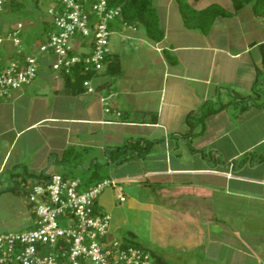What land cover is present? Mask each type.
<instances>
[{
  "label": "crops",
  "instance_id": "1",
  "mask_svg": "<svg viewBox=\"0 0 264 264\" xmlns=\"http://www.w3.org/2000/svg\"><path fill=\"white\" fill-rule=\"evenodd\" d=\"M152 6L163 39L112 20L93 91L76 88L42 53L34 81L0 99V229L9 222L2 213L22 201L20 183L75 178L67 171L79 169L90 176L75 178L79 190L117 181L95 201L111 216L109 237L120 240L128 213L149 215L144 249L158 264L175 256L178 264H264V18L241 8L203 34L183 25L176 0ZM44 32L27 43L28 54ZM72 44L75 53L90 50L89 38ZM24 55L0 52V60ZM101 98L121 115L104 112ZM23 200L25 210L31 203Z\"/></svg>",
  "mask_w": 264,
  "mask_h": 264
},
{
  "label": "built area",
  "instance_id": "2",
  "mask_svg": "<svg viewBox=\"0 0 264 264\" xmlns=\"http://www.w3.org/2000/svg\"><path fill=\"white\" fill-rule=\"evenodd\" d=\"M47 1L50 4L46 15L52 30L36 53L26 54L20 60H0V99L34 81L38 54L52 55L51 68L60 75L70 74L79 64L86 72L95 73L103 68L109 53V23L120 16V6L110 7L106 0L87 5L81 0ZM4 3L5 0H0V10ZM77 37L90 39L86 54L73 51L72 41ZM5 40L19 45V28L8 30L6 35L0 32V46ZM82 84L86 91L94 90L91 77ZM101 102L104 112L121 115L111 109L105 98ZM116 183L110 177L79 190L78 179L58 173L33 181L27 190V200L34 205L35 226L0 233V264H156L148 251L124 245L108 235L111 216L97 209L95 201L106 187Z\"/></svg>",
  "mask_w": 264,
  "mask_h": 264
},
{
  "label": "rangeland",
  "instance_id": "3",
  "mask_svg": "<svg viewBox=\"0 0 264 264\" xmlns=\"http://www.w3.org/2000/svg\"><path fill=\"white\" fill-rule=\"evenodd\" d=\"M18 1L22 2L19 8L13 9L11 7L10 1L5 0V3L2 9L0 10V32L6 35L8 30L13 28H19V38L21 40L20 44L17 46H15L10 40H5V42L1 45L0 52L2 54L13 53L14 57L17 56V58L19 57V55L28 54V49L30 48V46H28L27 43L29 41L31 42L32 41L31 39H34L33 41H36V36L40 35L42 31L46 29L44 24L45 20L48 19L46 15V9L50 4V2L47 0H18ZM210 2H218L224 7L233 10V6L231 7V3H232L231 0H200V3L204 5ZM250 7L251 5L247 4L242 8V10L245 12L246 9H249ZM78 170L73 172L67 171V174H73L75 178L80 177L87 181L88 177L90 176L87 173ZM62 171L66 172L65 170ZM79 172H81L82 175H80ZM109 188H111V186L106 187L104 190L106 191ZM16 190L18 192L17 194L21 197L22 201L21 203L19 201V203L10 206V208H7L5 212L2 213L3 214L2 216L8 217L9 222L7 223L8 227L5 226L2 227L4 229H0V233L8 232V231L25 230V229L33 228L35 226L34 220L36 219V214L34 211V205L31 204L28 205L27 208H25V210L22 209V205H24L23 198L27 200L28 189H25L24 184L22 185V183H20V188H17ZM115 190H117V187L115 188ZM24 211L26 213L25 215L23 213ZM133 216L135 219L136 218L138 219L137 222H134L132 218ZM148 216L149 215L145 211H140L137 213L135 212V214L128 213V218H129L127 219L128 223L120 228L121 236L118 238H120V240L123 239L124 241H126V243H132L133 246H137L142 249H144V247L150 249L151 247L149 245V241L151 238L150 237L151 231L146 226ZM24 217L25 218L28 217L33 222L29 228H22L25 226L24 223H21L24 220L23 219ZM168 250L169 251L172 250L176 252V250L172 247H169ZM163 252H168V251L163 250ZM150 255L152 260L155 261L156 264H158L159 261L157 254L150 253ZM175 255L176 254H173L172 256ZM175 258L176 259L171 258L168 264H178L179 262H181V258H179L178 256H175Z\"/></svg>",
  "mask_w": 264,
  "mask_h": 264
},
{
  "label": "trees",
  "instance_id": "4",
  "mask_svg": "<svg viewBox=\"0 0 264 264\" xmlns=\"http://www.w3.org/2000/svg\"><path fill=\"white\" fill-rule=\"evenodd\" d=\"M11 7L17 9L21 6L22 2L18 0H9ZM86 5L91 4L95 0H81ZM153 0H106L108 6H120L121 13L119 18L125 25L133 26L140 25L143 27L146 35L153 41H160L163 39V31L158 26L157 14L152 6ZM233 10L227 9L217 2H211L203 8H194L188 0H176L178 10L180 13L183 25L188 29L197 30L203 34H207L216 18L233 16L236 11L243 8L245 5L250 4L252 13L255 17L264 18V0H231ZM44 34L52 30L49 18L45 20ZM44 40H42L43 42ZM263 50L262 66L264 68V43L260 45ZM166 56L171 61L172 57L165 51ZM108 56V54H107ZM106 56V58H107ZM105 58V59H106ZM92 72H86L82 65H76L72 68L70 74L63 75L70 81L76 88L83 89V81L90 78ZM68 151L63 154L62 161L67 160ZM124 245H132V243L123 242Z\"/></svg>",
  "mask_w": 264,
  "mask_h": 264
}]
</instances>
